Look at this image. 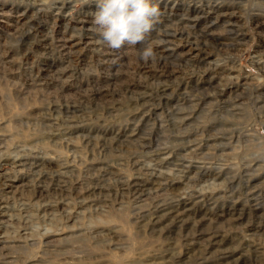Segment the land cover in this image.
<instances>
[{
	"label": "rangeland",
	"instance_id": "obj_1",
	"mask_svg": "<svg viewBox=\"0 0 264 264\" xmlns=\"http://www.w3.org/2000/svg\"><path fill=\"white\" fill-rule=\"evenodd\" d=\"M154 2L0 0V264H264V0Z\"/></svg>",
	"mask_w": 264,
	"mask_h": 264
},
{
	"label": "clouds",
	"instance_id": "obj_2",
	"mask_svg": "<svg viewBox=\"0 0 264 264\" xmlns=\"http://www.w3.org/2000/svg\"><path fill=\"white\" fill-rule=\"evenodd\" d=\"M94 26L102 44L119 49L126 43L141 44L152 32L160 16L154 0H92ZM141 59L154 58L151 46L138 52Z\"/></svg>",
	"mask_w": 264,
	"mask_h": 264
},
{
	"label": "bare ground",
	"instance_id": "obj_3",
	"mask_svg": "<svg viewBox=\"0 0 264 264\" xmlns=\"http://www.w3.org/2000/svg\"><path fill=\"white\" fill-rule=\"evenodd\" d=\"M189 9V8H188ZM186 11V10H185ZM213 12V11H212ZM217 13V12H216ZM221 14H223V13H221ZM220 14V15H221ZM183 15H185L184 13H183ZM215 16H216V14H215ZM165 18V17H164ZM187 18V17H186ZM167 19V18H166ZM183 19V18H182ZM189 19V18H188ZM79 21V20H78ZM175 21V20H174ZM199 21V20H198ZM225 21V20H224ZM81 22V21H80ZM178 22V21H177ZM161 23V22H160ZM172 26L174 25V24H172V22L170 23ZM175 24H176V22H175ZM225 24V23H224ZM164 25V24H163ZM169 25V24H168ZM205 25V24H204ZM209 25V24H208ZM170 26V25H169ZM172 26H171V28H172ZM181 26L182 25H180V28H178V29H180L179 31H175L174 30V32H172V35H174L175 36V34H180V35H182L183 33H185V31H184V29L183 28H181ZM185 26V25H184ZM186 26H187V24H186ZM191 26V25H190ZM193 26V25H192ZM168 27V26H167ZM164 28V27H163ZM169 28V27H168ZM227 28V27H226ZM225 28V29H226ZM166 29V28H165ZM173 29V28H172ZM188 29V28H187ZM205 29V28H204ZM207 29V28H206ZM224 29V28H223ZM235 29H237V28H235ZM160 30V29H159ZM165 31H167V30H165ZM223 31V30H222ZM224 31H226V30H224ZM230 30H228L227 32H229ZM233 31V30H232ZM169 32V31H168ZM167 33V32H166ZM165 33V34H166ZM207 33V32H206ZM161 34V33H160ZM197 35V34H196ZM166 36V35H165ZM178 36V35H177ZM195 36V35H194ZM185 37V36H184ZM189 37V36H188ZM161 38V37H160ZM197 38H198V36H197ZM200 38V37H199ZM164 39V38H163ZM196 39V38H195ZM168 40V39H167ZM169 40H170V38H169ZM168 40V41H169ZM188 40H190V38L188 39ZM206 40V39H205ZM181 41H183V40H181ZM201 41V40H200ZM199 41V42H200ZM208 41V40H207ZM159 42V41H158ZM171 42V41H170ZM173 43H175V41L173 40ZM177 43V42H176ZM195 43H197V42H195ZM201 43V42H200ZM160 44V43H159ZM179 44V43H178ZM189 44V43H188ZM191 45V44H190ZM161 57V56H160ZM155 58V57H154ZM156 58H157V56H156ZM159 60V59H158ZM156 61V60H155ZM160 61V60H159ZM158 61V62H159ZM152 62V61H151ZM157 62V61H156ZM165 62H166V60H165ZM155 64V63H154ZM156 65V64H155ZM169 66H170V64H169ZM157 67H158V65H157ZM163 67H164V65H163ZM161 69H162V67H161ZM160 69V70H161ZM164 69V68H163ZM162 69V70H163ZM166 69V68H165ZM196 69V68H195ZM168 72H169V70H167ZM177 71V70H176ZM190 71V70H189ZM191 72H192V69H191ZM171 73V72H170ZM178 73V72H177ZM163 74V73H162ZM172 74V73H171ZM159 75H160V73H159ZM167 75V74H166ZM169 76V75H168ZM174 78H176V76L174 77ZM155 80V79H154ZM156 82V81H155ZM159 82H161V81H159ZM165 83V82H164ZM156 83H154V85H155ZM159 84V83H158ZM161 84V83H160ZM159 88H160V85H159ZM162 90V89H161ZM154 174V173H153ZM138 182V181H137ZM142 184V183H141ZM144 188V187H143ZM139 189V188H138ZM134 190H135V188H134ZM133 191V190H132ZM138 192V191H137ZM139 192H141V191H139ZM144 192V191H143ZM138 197V196H137Z\"/></svg>",
	"mask_w": 264,
	"mask_h": 264
}]
</instances>
